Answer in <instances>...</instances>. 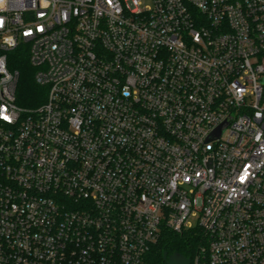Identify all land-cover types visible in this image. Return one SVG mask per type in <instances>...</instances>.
Returning <instances> with one entry per match:
<instances>
[{"label": "built area", "instance_id": "obj_1", "mask_svg": "<svg viewBox=\"0 0 264 264\" xmlns=\"http://www.w3.org/2000/svg\"><path fill=\"white\" fill-rule=\"evenodd\" d=\"M0 18V264H148L192 217L191 264H264V0H0Z\"/></svg>", "mask_w": 264, "mask_h": 264}, {"label": "trees", "instance_id": "obj_2", "mask_svg": "<svg viewBox=\"0 0 264 264\" xmlns=\"http://www.w3.org/2000/svg\"><path fill=\"white\" fill-rule=\"evenodd\" d=\"M11 67L20 73L16 93L17 103L23 107H34L41 104L44 100L45 89L35 81V68L30 64L28 51L21 48L15 50L11 59ZM204 242V232L199 226L180 233L167 229L148 253L147 262L148 264H165V253L168 256L180 253L193 259L200 252Z\"/></svg>", "mask_w": 264, "mask_h": 264}, {"label": "water", "instance_id": "obj_3", "mask_svg": "<svg viewBox=\"0 0 264 264\" xmlns=\"http://www.w3.org/2000/svg\"><path fill=\"white\" fill-rule=\"evenodd\" d=\"M165 264H191L192 259L186 257L180 253H175L168 256L167 253L164 254Z\"/></svg>", "mask_w": 264, "mask_h": 264}, {"label": "rangeland", "instance_id": "obj_4", "mask_svg": "<svg viewBox=\"0 0 264 264\" xmlns=\"http://www.w3.org/2000/svg\"><path fill=\"white\" fill-rule=\"evenodd\" d=\"M191 222L194 224V227H197V225H198V217H192L191 218Z\"/></svg>", "mask_w": 264, "mask_h": 264}, {"label": "clouds", "instance_id": "obj_5", "mask_svg": "<svg viewBox=\"0 0 264 264\" xmlns=\"http://www.w3.org/2000/svg\"><path fill=\"white\" fill-rule=\"evenodd\" d=\"M2 23H3L2 18H0V26H2Z\"/></svg>", "mask_w": 264, "mask_h": 264}, {"label": "snow or ice", "instance_id": "obj_6", "mask_svg": "<svg viewBox=\"0 0 264 264\" xmlns=\"http://www.w3.org/2000/svg\"><path fill=\"white\" fill-rule=\"evenodd\" d=\"M7 118H8V117H6V116L4 117V119H7Z\"/></svg>", "mask_w": 264, "mask_h": 264}]
</instances>
